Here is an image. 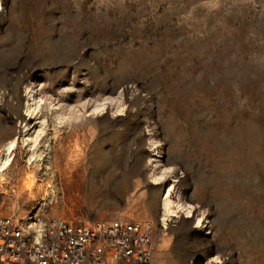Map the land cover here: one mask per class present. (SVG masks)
I'll list each match as a JSON object with an SVG mask.
<instances>
[{"label":"rangeland","instance_id":"374dc122","mask_svg":"<svg viewBox=\"0 0 264 264\" xmlns=\"http://www.w3.org/2000/svg\"><path fill=\"white\" fill-rule=\"evenodd\" d=\"M12 142L0 218L146 220L152 264H264V0H0Z\"/></svg>","mask_w":264,"mask_h":264},{"label":"built area","instance_id":"2783aa9c","mask_svg":"<svg viewBox=\"0 0 264 264\" xmlns=\"http://www.w3.org/2000/svg\"><path fill=\"white\" fill-rule=\"evenodd\" d=\"M146 220L82 222L0 218V264H152Z\"/></svg>","mask_w":264,"mask_h":264},{"label":"bare ground","instance_id":"6f19581e","mask_svg":"<svg viewBox=\"0 0 264 264\" xmlns=\"http://www.w3.org/2000/svg\"><path fill=\"white\" fill-rule=\"evenodd\" d=\"M14 148H15V142H12L7 147V149H6V156L4 158H1L0 159V172H2V173L5 172L11 166V163H12L13 157H14V151H15ZM36 152H37V150L34 149L33 155L31 157V161L36 158ZM163 178L164 177L155 178L154 179V181H155L154 183L159 182ZM30 186H32V184ZM172 191H173V188L171 186L170 188H168V190L165 191V193L163 195V205H162L163 215H162V221L165 224L167 223V221L169 220L170 217L176 215L175 214L176 213V210H175L176 209V206L178 208H181L182 207L181 205L176 204L175 201L172 199ZM188 214H189V217L192 216V206H190V209L188 210ZM198 226H201V221L199 222V225Z\"/></svg>","mask_w":264,"mask_h":264}]
</instances>
